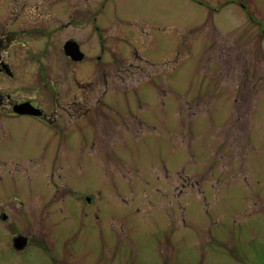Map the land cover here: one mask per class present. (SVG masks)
<instances>
[{
	"label": "rangeland",
	"instance_id": "obj_1",
	"mask_svg": "<svg viewBox=\"0 0 264 264\" xmlns=\"http://www.w3.org/2000/svg\"><path fill=\"white\" fill-rule=\"evenodd\" d=\"M17 1L55 5L41 10L54 25L59 17L72 20L75 9L84 11L81 17L96 9V31L86 18L82 34L75 24L53 34L52 54L42 62L58 88L73 87L74 68L96 83L97 99L100 68L112 66L109 104L100 105L101 114L96 105V149L85 125L75 181L96 209L85 202V212L72 218L55 199L48 222L58 264H264V0ZM63 4L68 10L57 8ZM8 22L0 19V33L12 31ZM67 35L82 38L96 73L87 61L70 64L60 82L67 64L55 44ZM46 39L26 37L37 46L29 52L44 49ZM18 47L12 59L23 51ZM25 58L17 77L0 79V86H43L41 64L28 52ZM29 95L48 98L37 89L21 96ZM15 177L0 168V192L29 189L4 183ZM14 205L25 224V211ZM39 217L30 218L38 235ZM29 257L30 264H55L38 253ZM21 259L0 240V264Z\"/></svg>",
	"mask_w": 264,
	"mask_h": 264
},
{
	"label": "flooded vegetation",
	"instance_id": "obj_2",
	"mask_svg": "<svg viewBox=\"0 0 264 264\" xmlns=\"http://www.w3.org/2000/svg\"><path fill=\"white\" fill-rule=\"evenodd\" d=\"M42 5V3L17 0L12 3H0V19H7L9 22L6 28L12 29V31L0 33V79H15L16 64L20 62L22 55L25 58L27 52L29 58L38 60L41 64L39 65L40 79L44 78V83L40 81L43 86L38 88L34 86L33 89L25 87L29 86V83L28 85L23 83L12 90L0 86V168L9 170V176H16L13 182L4 183L29 188L18 191L1 185L3 189L0 192V240L8 245V250H11L14 255L22 258V264H30L29 256L32 253H38L46 261L58 264L53 247L51 222H48L53 217L52 205L57 203L56 200L62 202L59 204V212L71 213L72 218L85 212V202L92 204V208L95 206L94 199L88 193L81 192L75 181L79 179L81 157L85 149L83 129L85 125L92 127L94 135L91 147L95 150L96 116H100L98 112L101 114L104 111L103 105L109 104L107 102L112 94L109 93L111 78L107 72L112 71V66L104 65L100 68L105 78L97 99L96 83L89 81L91 79H80L75 75L74 68L70 72L73 87L61 82L68 78L70 64H83L87 61L92 63L89 66L94 68L96 73V59L95 61L90 59L80 36L67 35L55 44L68 67H64V75L60 79L62 88H58L53 78L48 76V67L44 65V61L42 62L43 57L46 58L52 54V37L55 32L65 31L75 24L82 34L86 18L92 20L95 31L96 27L99 29L96 26V20H98L96 9L92 17H81L84 11L81 9L80 13L79 9H75L77 12L72 13V20L59 17V23L54 25L49 24L52 18L44 16L41 10L55 8V5L51 7ZM57 8L68 10L64 4ZM37 16L40 18L38 22ZM48 32L50 36L47 35ZM36 35L44 36L47 41L44 49L35 54L29 51L35 50L37 46L27 45L26 37ZM15 44L19 46L17 50L20 48L23 51L18 50L21 55L12 59L10 50L15 47ZM134 55L140 57L136 50ZM97 58L100 59L99 56ZM114 60L116 62L115 57ZM133 68L142 70L135 66ZM79 69L80 67H76V70ZM125 72L131 73L130 69ZM116 74L117 77L123 78L120 72ZM26 81H31V78L27 77ZM28 89L45 90L48 98H36L31 95L22 97V93ZM73 89H79V96ZM70 94L73 95L68 97ZM97 104L98 112H96ZM101 104H103L102 108H100ZM137 122L143 123L139 119ZM12 170L15 171L14 174ZM193 184L195 185L196 182ZM53 188L61 189L62 193H57ZM23 197L34 201V204L27 207ZM14 203L21 205L22 211H25V224L21 223ZM95 209L96 207L92 210L95 211ZM31 215L34 217L40 215L39 235L30 228L33 224ZM67 242L65 241L66 247H68ZM16 263L20 264V260Z\"/></svg>",
	"mask_w": 264,
	"mask_h": 264
}]
</instances>
